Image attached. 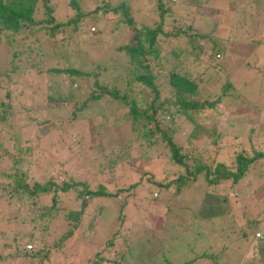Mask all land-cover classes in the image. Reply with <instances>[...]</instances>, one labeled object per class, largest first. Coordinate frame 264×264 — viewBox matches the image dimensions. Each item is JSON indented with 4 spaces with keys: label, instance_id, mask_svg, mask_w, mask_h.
<instances>
[{
    "label": "rangeland",
    "instance_id": "1",
    "mask_svg": "<svg viewBox=\"0 0 264 264\" xmlns=\"http://www.w3.org/2000/svg\"><path fill=\"white\" fill-rule=\"evenodd\" d=\"M217 1L214 0L211 5ZM243 1L251 6V22H246L249 28L245 26L247 31L241 36L248 39L264 37V28L261 25L264 21V0ZM77 2L84 13H92L95 6H106L101 7L102 12L97 11L85 19L80 17L77 22L63 25L50 38L44 34L39 24L30 31L21 29L13 35L8 31L0 33V171L5 170L6 173L18 176L19 170H27L28 175L34 179L44 182L49 177L52 180L46 193L24 202L23 199L16 203L11 202L8 212H1V217L4 218L1 222L5 225L0 222V257L9 252L19 255L8 258L5 256L0 264H84L103 245V241L110 237L113 230L119 235L116 240L117 249L109 251L111 257L124 251L121 243L127 240L136 246V250H133L135 256L128 259L123 257L121 264H181L184 260L188 261L187 264H259L256 256L258 249L251 247V243L257 241H252L250 235L264 228V168L259 167L261 159H255L234 184L226 179L213 191L200 180H196L176 190L173 181L180 172L184 173V168L172 163L168 148L160 138V131L155 129L152 122L137 125L138 134L135 135L127 129L128 123L110 127L113 119V116L110 117V110L95 112L93 120L86 118L85 114H70L69 106L72 103L69 101L67 107L49 111L47 116L52 125L48 124L47 128L37 126V129L42 127L41 134L36 132L35 127L30 126V123L33 124L41 118L37 106L56 107V102L48 97L53 98L65 92L63 75L45 71L46 68L72 66L91 70L94 69V63L100 66L108 64L111 68L105 72V82L110 84L116 74L118 82L124 83L125 75L121 65L126 63V57L117 47L126 42L128 30L123 24V11L117 8L119 3L125 4L126 11L136 25H152L156 19L152 10L154 0ZM220 2L221 4L216 3V9L213 5L208 7L213 8L211 14L206 5L196 0H187L184 9L180 10L189 16L190 19L183 20V25H190L187 33L199 36L194 40L196 46L200 47L196 49L199 50L198 55H181L180 71L189 75L196 84L197 92L193 97L201 99L211 89L217 91L221 82V79L210 76L211 68L207 67L206 62L212 60L222 65L227 77L235 81L238 89L243 84L240 88L243 94L241 103L251 105L250 111L254 108L256 112L259 110L263 113L260 120L262 126L259 127L254 122L241 123V138L226 137L225 134L233 135L231 133L234 132L232 128L230 132L226 129L224 121L227 118H223L229 104L222 105L219 108L220 113L204 109L198 114H190L188 118L174 104L173 89L169 85L165 68L157 72L155 82L159 87V102L171 113L168 115L163 112L156 115V119L161 120L164 133L179 147L183 155L182 161L188 166L191 164L190 155L199 152L206 162L220 157L222 162L233 169L234 152L251 156L256 151L258 140H264V45L252 46L250 50L249 43L236 40L237 34L234 30L239 31L242 26L235 24V20L229 17V10L227 12L224 8L223 1ZM49 5L52 15L55 16L54 20L63 21L73 15L66 7L67 0H49ZM104 8L105 11L102 10ZM33 18H44L42 7L36 8ZM96 18L102 19L94 22ZM89 27H93L94 31H90ZM3 34L10 36L8 43ZM223 38L227 45L224 50L219 47L220 57L216 58L214 52L208 60L206 57L209 45L221 43ZM184 42V35H179L176 39H165L161 45V53L166 54L169 49H174L173 46L182 49ZM35 45H39V49H35ZM26 46L31 48L28 56H24L27 53L22 50ZM40 48L44 54L37 57L35 54L38 55ZM98 49L103 52H98ZM12 50L23 51L18 59L22 65L18 66L19 63L13 60V64L17 65L15 71L5 74L12 65ZM106 56L110 57L108 62L106 59L105 62L100 60ZM183 58H187L186 63H183ZM166 59L174 60L171 57ZM36 65L42 70L39 74H35ZM27 70H30L29 75H22ZM135 96L139 105L146 100L143 93ZM118 112V109L115 112L112 110L114 115ZM102 115H107V120L103 121ZM242 116H249V113H243ZM216 117L215 126L212 128L210 122ZM92 121L98 123L102 129L95 128V132H99L91 139L94 142L93 148H84L77 143L87 139L90 131L88 124ZM145 131L151 132L148 142L143 138L147 137ZM218 132L224 135L218 137ZM125 136L127 137L124 138ZM127 138L132 140L127 152L128 159L109 163L111 159L114 160L120 145ZM233 140L239 141L232 143ZM139 144L142 146L138 147ZM221 145L224 147L221 148ZM89 154L91 160H88ZM205 160L202 158L201 161ZM90 161L89 168L86 169ZM62 181L70 183L72 188L67 192H60L59 185ZM5 182L6 179L0 180V195L7 187ZM81 183L93 189L102 185L116 196H97L80 209L76 194L82 189ZM127 186L130 189L125 191ZM206 191L215 195L209 198L205 195ZM52 196L56 199L54 205L50 201ZM98 205L103 209L97 222L96 218H92L100 209ZM209 205L215 209L214 213H211V209H205ZM76 211H79L77 219L68 215L70 212L74 215ZM7 216L11 218L9 221H6ZM251 218L255 223L247 227L248 219ZM66 230L71 234L65 238L64 245L61 249L52 251L53 243ZM242 230L247 237H240ZM37 231L52 235L42 236L38 242L43 250L49 248L48 259L43 258L42 254L32 258H25L20 254L21 246L26 249L30 245L32 247L31 241L24 240L23 235H34L36 233L33 232ZM13 235L20 243L17 250L10 242ZM216 250L218 253L211 258L202 256ZM247 250L252 255L248 256Z\"/></svg>",
    "mask_w": 264,
    "mask_h": 264
},
{
    "label": "trees",
    "instance_id": "2",
    "mask_svg": "<svg viewBox=\"0 0 264 264\" xmlns=\"http://www.w3.org/2000/svg\"><path fill=\"white\" fill-rule=\"evenodd\" d=\"M198 2H202L204 5H206L207 10L209 13H213V8L211 7L208 9L209 6H215L218 3L221 4L220 1H223V5H225L224 8H226V11L229 10V17L233 20H235V24H239L242 26L241 30L234 32L237 34L235 35L236 40L240 39L243 40L250 45V50L252 46L256 45H264V37L261 36V38H245L242 37L244 31H247L246 22L250 24L251 22V8L250 5H246V3L243 0H215L214 4L211 5V3L214 0H196ZM39 2V4H37ZM185 2L187 0H154V6L152 7L153 13L156 16L155 21L152 25H136L134 23V19L128 14L126 11L127 7L125 4L119 3L117 5V8L121 9L123 11V17L125 16L124 23L125 28L128 30V37L124 44L117 47V50L124 55L126 63L121 65V68L123 70V74L125 75V80H123V84H120L118 82V77L115 74L112 79L111 83L107 84L105 82V72L110 69L111 67H108V64L105 65H96L94 63V69L91 70H84L76 67H64V68H56V67H49L46 68L45 71H52L55 74L61 73L63 75L62 79L65 80V92L59 95H55V97L51 98L48 97V99H52L56 102V107H50L47 105H39L37 106V112L41 113V118L38 121H34L33 124L30 123V126L35 127L36 132L40 133L42 132V127L45 128L48 124L52 125V122L48 118L49 111L52 109H58L62 107H67L69 104V101H71L72 104H70V114H79V115H86V118H90L89 120H93L94 113L97 111L103 112L105 110L109 111L110 117L113 116V119L110 123V127L117 126L119 123H128L127 129L129 132H133L138 134V126L143 124H148L152 122L154 124L155 129L160 131V138L162 141H164L166 147L169 151V156L172 161V163H175V165H178L179 168H184V173L180 172L176 179L173 181L175 182L176 190H180L183 187H186L190 185L191 183L195 182L196 180H200L202 184H204L206 187H210L213 191L216 187H219L221 183L229 179L230 184H234L239 177L244 175L246 173V170L248 167L251 166V163L255 159H261L259 162V167L263 166L264 168V140L256 143V151H253V154L251 156L241 154L240 152H234L233 160L235 162L234 168L231 169L228 167V165L224 162H222L219 158L220 154L218 155V159L211 160V162H206L205 158L202 156L201 153H192L190 155V161L191 164L188 166L187 163H184L182 161L183 155L179 151V147L176 146L173 141L171 140L170 136L166 135L164 133V130L161 126V120L156 119V115H161L163 112H166L168 115H170L171 112H169L166 107H162L161 102H159V87L156 85L155 78L157 76V72H160L163 68L166 69V75L169 82L170 87L173 89V96H174V104L177 105V109L180 110L183 114H185L188 118L190 114H198L201 112V110L204 109H212L215 113L219 112V108L223 105L229 104V109L227 112L225 111V115L223 118H227L224 123L226 129L229 131L231 128L234 130L231 134L233 135H227L226 137H231L233 139L241 138L239 124L243 123H256L257 126L261 127L262 123H260L261 116L263 113H261L259 110L256 112L254 108L250 111L249 108L251 105H248L245 103L243 105L240 92V88L243 84L238 86L234 83L235 81L229 79L227 77V72L224 70L223 66L216 63L215 61L206 62L207 67L210 71V76H215L216 79H221V82L219 83L218 90H212L205 93L206 96L201 97V99L194 98L193 95L195 92H197V86L193 82V80L190 79L189 75H187L185 72L180 71V65L182 63L181 55L189 54V55H195L199 54V50H196L200 48L199 46H196L195 38L199 37L198 35L189 34L187 33L190 28L189 24H184V19L188 20L186 16L185 11H180L184 9ZM217 3V4H216ZM42 7V13L44 15V18L42 20H34L33 13L35 12L37 7ZM104 7L106 4L103 5ZM103 6H95L92 10V13H84L81 10V7L79 6L77 0H67L66 7L71 10L73 14L72 17L67 18L63 21H57L54 20L55 16L52 15L51 11L52 8L49 5V0H0V33H5V31H8L11 35L19 32L21 29H26L28 31L32 30L36 24L40 25V28L43 30L44 34L50 38L53 37L54 33L59 31L63 25L68 23H74L77 22V20L80 17H83L85 19L88 15H92L96 13L97 11L102 12L100 9ZM241 7V8H240ZM105 11L106 9H102ZM113 11H116V8H113ZM253 15V14H252ZM54 16V17H53ZM247 17V20H246ZM249 18V19H248ZM102 19V18H101ZM101 19H94L95 21L101 20ZM182 21V22H181ZM123 22V21H122ZM263 23L261 24L262 27ZM121 25V24H120ZM90 28V27H89ZM230 32V30L228 31ZM5 38L7 39V43L9 42L8 35H5ZM179 35L185 36V42L183 43V50L179 47L173 46L174 49H169L165 53H161L163 40L168 39L170 37L172 38H178ZM229 37V35H228ZM36 38V37H35ZM34 38V39H35ZM242 38V39H241ZM220 42H217L216 44L209 45V50L207 52V59L210 60L212 54L216 52V58H219V47L221 50H224L226 43V39H221ZM36 46V47H35ZM35 49H39V45H35ZM99 47V46H98ZM172 47V48H173ZM22 50L26 51V55H29V51L31 48L25 47ZM22 50H12L10 53L11 67L9 71H7L5 74H9L15 71L17 65H14L13 60L18 62V59L20 55L23 53ZM98 52L102 53V49H98ZM97 53V54H100ZM184 53V54H183ZM37 54V53H36ZM37 57L43 56L44 52L40 48V52L38 51ZM165 55V56H164ZM108 56L104 57L103 59H100L101 61L108 62L110 60V57ZM171 57L174 59L173 61H170V59L166 58ZM215 58V57H214ZM187 58H183V63H186L185 61ZM168 62V63H166ZM32 62H30L31 64ZM16 64V63H15ZM19 65H22V63H19ZM206 67V68H207ZM24 68V67H22ZM37 72L35 74L41 73L42 71L40 69L39 65H36L34 67ZM43 71V72H45ZM21 73V70L19 74ZM30 70H27L26 72H22V75H29ZM218 75V77H217ZM123 78V77H122ZM233 79L235 80L236 77L234 76ZM85 82V83H84ZM137 93H143L146 97V100L142 105H139L137 103V99L135 94ZM84 96V97H83ZM147 98L148 101H147ZM100 106L108 107L103 108ZM113 106V108H112ZM252 107V106H251ZM244 108V109H242ZM119 110L118 114L115 113V115L112 113L116 110ZM165 109V110H164ZM254 109V110H253ZM122 110V111H121ZM249 113V116H242L243 113ZM52 113V112H51ZM220 113V112H219ZM183 115L184 117H186ZM242 116V117H241ZM107 115H102V119L107 120ZM119 118V119H118ZM215 120H217V117L213 119L211 123V127L213 128L215 126ZM264 122V118H263ZM40 129H37V126H41ZM89 125V133L87 134V139L83 141H78L77 144H81L82 147L86 148L89 146V148H93L94 142L91 140L93 137H95L96 131L95 128L100 126L98 123H95L92 121V123ZM138 125V126H137ZM104 126V125H103ZM256 126V127H257ZM28 127V126H27ZM264 127V123H263ZM29 128V127H28ZM47 128V127H46ZM106 128V127H105ZM223 128V127H222ZM102 129V127L100 128ZM113 129V128H112ZM104 130V129H103ZM251 130V128H249ZM230 132V131H229ZM145 135L147 137H143L145 139V142L149 141V136L151 135L150 131H145ZM224 133L218 132L217 136L222 137ZM65 137V135H64ZM125 136L124 138H126ZM133 139V138H132ZM246 139L249 141L248 136ZM64 140V139H63ZM62 140V141H63ZM135 140V139H133ZM61 141V143H62ZM65 141V140H64ZM131 138L125 139V141L120 145V148L118 152L115 154L114 160H110L109 163L114 164L116 161H124L127 160L129 155L127 152L130 150L131 147ZM234 141V140H233ZM239 141V140H238ZM238 141H234L232 143H236ZM256 141V139H255ZM144 142V143H145ZM217 142V140H215ZM26 143V142H25ZM64 145V144H63ZM142 145L139 144L138 147H141ZM64 147V146H63ZM224 146L221 145V148ZM125 148V149H123ZM94 153V152H93ZM96 156L97 153L95 152ZM90 155V154H89ZM88 155V160H91V155ZM93 156V155H92ZM202 158L205 161H201ZM94 163V161H92ZM89 163L86 165V169L89 168ZM84 165H82L83 167ZM111 167V166H110ZM186 170V172H185ZM18 176H15L12 173H6L5 170L0 171V180L6 179L7 187L4 188V193L0 195L2 199H0V222L3 221V217H1L2 213L8 212L10 207L8 206L11 202L16 203L18 200H22L23 202L27 199H31V197H37L41 193H46L48 191V185L51 184V179L48 177V179L44 182L39 181L37 179H34L32 176H29L27 173V170H19ZM2 177V179H1ZM4 177V178H3ZM29 179V180H28ZM82 189H80L77 194V201L78 205L80 206V209L83 208L86 203L92 202V200L97 196H116L115 193H109L102 185H98L97 189H93L90 187H86L84 183L80 184ZM71 187L70 183L67 182H61L59 185V191L60 192H67L69 188ZM132 188V185H130ZM130 187H126L127 189H124L125 191L130 189ZM72 188V187H71ZM124 190H122L124 192ZM2 191V190H1ZM1 194V193H0ZM205 195H208L207 197L214 196L215 194L213 192H205ZM207 199V198H206ZM51 204L54 205L56 202V199L54 196L51 198ZM76 201V202H77ZM32 202V200H30ZM264 202V200H262ZM202 203V202H201ZM99 206V205H98ZM100 209H98L95 213V216H93L92 219L96 218L97 222L100 220V213L102 212L101 205L99 206ZM205 209H211V213L215 212V209L213 210L211 206H207ZM48 211V210H47ZM119 213L120 210L118 209ZM79 211H76L73 214H70L71 218L77 219L76 216L78 215ZM118 213V215H119ZM13 216V215H11ZM213 216V215H210ZM92 217V216H91ZM11 218L9 216L6 217V221H9ZM120 220V219H118ZM24 221V218H23ZM255 223V220L253 218L248 219L247 227L253 225ZM1 224L5 225V223L1 222ZM1 225V226H3ZM264 225H262L263 227ZM263 230V231H262ZM2 232V231H1ZM264 233V228L256 231ZM36 233V234H34ZM240 237H247V235L244 233V231H241ZM32 234H26L23 235L24 240H29L32 243L29 246L28 249L24 248V246H21L20 248V254L22 257L25 258H32L35 256H40L42 254L43 258H49L48 249H42L39 247V238H43L42 236H49L52 237L50 233H44L42 231L33 232ZM47 234V235H46ZM71 232L69 230H66L65 233H63L56 241L53 243V248L51 247L52 251H57L59 248L64 245V240L67 238ZM118 233L116 230H113V232L110 233V237L105 239L103 241V245L100 246L99 249L95 250L88 259L84 262V264H121V259L123 257L131 258L132 256H135L136 253H134L133 250H136V246H134V243H129V240L126 242H123L124 251L117 252L114 257H111L109 254V251H113L114 249H117L116 245L117 239H118ZM250 235V234H249ZM250 238L252 241H257L255 243H251V247H257V259L259 264H264V238L263 239H257L254 238V233L250 235ZM10 242L13 243L15 246V250L18 247L17 245L20 243L18 242V239L15 235L10 237ZM120 244V245H121ZM225 247V246H223ZM32 248V249H30ZM30 249V250H29ZM220 250V249H219ZM247 255H252V252L247 250ZM218 251H211L209 253L202 254V256H205L207 258H211V256L216 255ZM48 254V255H47ZM19 254L16 252H9L6 255H4L5 258L8 257H16ZM3 256L0 257V260L4 259ZM214 259H216L214 257ZM188 261L184 260L181 264H187ZM69 264V263H68Z\"/></svg>",
    "mask_w": 264,
    "mask_h": 264
},
{
    "label": "built area",
    "instance_id": "3",
    "mask_svg": "<svg viewBox=\"0 0 264 264\" xmlns=\"http://www.w3.org/2000/svg\"><path fill=\"white\" fill-rule=\"evenodd\" d=\"M89 30L90 31H94V28L93 27H90ZM254 237L257 238V239H263L264 238V233L255 232L254 233Z\"/></svg>",
    "mask_w": 264,
    "mask_h": 264
},
{
    "label": "clouds",
    "instance_id": "4",
    "mask_svg": "<svg viewBox=\"0 0 264 264\" xmlns=\"http://www.w3.org/2000/svg\"><path fill=\"white\" fill-rule=\"evenodd\" d=\"M255 238V237H254Z\"/></svg>",
    "mask_w": 264,
    "mask_h": 264
}]
</instances>
